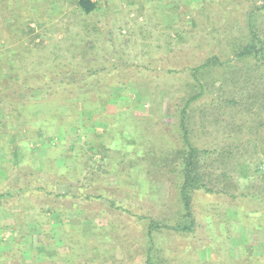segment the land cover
Segmentation results:
<instances>
[{
  "label": "trees",
  "instance_id": "trees-1",
  "mask_svg": "<svg viewBox=\"0 0 264 264\" xmlns=\"http://www.w3.org/2000/svg\"><path fill=\"white\" fill-rule=\"evenodd\" d=\"M8 1L0 0V30L8 28L7 30L12 34L9 40H14L13 45L20 48L12 52L14 62L0 59V105H3L2 120L5 121L4 126L0 128V137L3 135L0 143L12 146L14 138H20L15 144L16 150L11 147L18 160L16 177H18L19 184L0 188V206H6L11 198L19 196L25 202L22 206L23 211L27 206L28 208L32 207L30 205L36 201V204L44 205L40 208L39 213L44 212L45 214V212L53 211L54 208L49 206L51 202L59 201L66 205L65 201H68V203L78 206L76 203L81 200L90 203L98 201L104 206H108L110 213L118 211L121 215L133 218L134 223L137 224L136 237L132 234L133 225L128 226L123 224L124 222L117 224L116 220H110L105 227L92 228L91 235L87 236L80 228L77 229L75 235L66 236L68 240L66 248L69 253L63 256L62 264H204L192 257L182 263L177 255H165L164 248L158 244L166 236L173 234L182 237L197 235L200 237L198 241L200 244L194 249L201 251L202 247L207 246L204 241L208 239L210 242L215 239L214 243L217 245L228 244L227 239L232 223L236 222L234 224L236 227L239 224L242 225L247 216H250L252 220L260 219L261 221L264 219V206H262L264 194H261L260 190H256L253 194L231 193L227 169V166L231 165L232 169H238L240 176L247 177L244 158L249 153L248 148L257 151L259 148L257 149L256 144L260 143L262 145L260 149L264 150V37L258 33L254 22L257 16L256 12L264 6L256 7V1L249 12L248 8H245L243 12L240 11L243 20L240 19L241 17L236 20H233L232 16L227 18L231 29L228 34H224V38L227 40L232 54L225 55L223 53V56L222 53L220 55L207 53L183 72L177 69L169 70L170 73H185L187 75L186 85L183 89V96L178 101H173L171 105L174 113L172 121L160 125L161 122L157 121L165 118H163V114L157 116L155 112L148 117L136 116L129 112L130 103L128 101H111V96L107 95L111 88L117 86L126 88L124 83L114 81L118 72L121 75L122 68L115 64L106 67L105 64L97 63L99 59H97L96 52L90 56L86 54L88 51L90 52L93 45L96 48L94 40L81 39L82 51L80 53H84L86 49L85 55L67 54L68 56L61 58L57 50L51 51L53 52L52 58H50L51 66L46 67L42 72L34 71L35 73L25 75L20 81L22 72L16 65L17 58L24 55V50L30 52V46L34 45L35 49L33 48L32 51L43 47L45 41L44 39L36 41V37L38 38L40 35L35 33L36 26H32V20H35L37 26H42L40 20L34 19L40 18L41 15L38 14L40 8L26 7V10H23L28 3L23 0L24 5L21 12L19 10L17 13L10 14ZM73 1L81 15L87 18L99 9L98 3L93 0ZM197 1L196 6L199 5L203 13L211 15V17H214L211 7L217 6L224 12L229 3V0ZM261 1L264 3V0ZM141 4L143 3H139V6ZM242 4L243 2H238L234 9ZM180 9L181 5L175 4L174 8L170 10L171 15L178 14ZM155 11L160 12L161 9ZM23 13L28 17L23 18ZM1 15H4V18ZM181 15L183 14L180 13ZM10 17H13L15 21H7ZM191 18L194 19V16ZM239 22H245L242 24H245L243 30L246 33L242 37H238L232 32L233 27H239ZM181 23V30L177 32V35L182 42H186L184 38L186 32L183 29L186 19L180 18ZM106 27L109 28L108 23L96 24L91 32L87 30L86 33H92L91 35L104 39L108 37L106 45L111 43V47L116 46L114 32L107 31ZM240 31L242 33V28ZM65 40L61 38L59 43H63ZM170 50L174 51V49ZM248 59L254 61H249L251 66L243 65L238 70L234 69L236 61ZM232 67L233 69H230ZM218 69H223V72L220 73L222 85L231 83L235 87L240 85V90L244 86L242 91L249 89L245 96H242V100H235L233 90H230V96L225 97L226 93L222 91L224 86L219 88L221 94L209 97L207 85L215 81ZM226 71L231 74L230 79L226 78ZM9 79L19 81L20 85H11V82H8ZM251 86L252 90H250ZM86 90L88 91L86 92ZM67 98L77 100V104L74 103V105L78 110L74 114L79 115L80 111L86 126L94 122H101L102 119L108 122L114 121L113 124H109L103 134L95 132L93 136L87 135L88 142H82L80 147L87 146L91 158L99 156L100 165H104L102 161L110 157L111 150H120L123 157L121 162H117L115 165L110 162L107 169L111 171L105 170L118 176L120 178L118 182L110 183L104 180L105 183H96L97 179L92 176L87 186H81V175L91 160L89 158L81 165L77 145L73 146L70 159L66 160L64 166H58V159L62 158L63 150L56 149L58 147L54 143V146H50L49 153L44 158L40 169L36 168L30 160L25 159L24 152L28 151V148L27 150L24 148L27 143L25 138H32L35 141L39 136L52 137L55 133L57 134L60 126L65 129L64 133L71 134L73 119H77V116L66 114L65 111L73 105H67L65 102V108L60 107L59 110L55 108L54 114H48L53 110V106L58 100ZM120 105L122 108H119ZM228 106H231L235 111V113L232 112L230 118L227 112ZM236 107L238 108L234 110ZM241 107L248 111L255 108L253 122L257 130V140L254 145L248 148H245V142H242L238 132L234 131L232 121L238 113H241L239 109ZM45 109L49 110L44 112ZM2 122L1 125H3ZM33 122H35L34 129H32ZM214 123L218 126V134L222 131L219 127L222 126L224 129L223 137L217 141L214 140V144L209 142V144L206 142V145L200 144L204 137L207 138L212 134L209 128ZM10 124H16L21 132L14 133L11 126L8 127ZM93 139L100 142H93ZM20 151L23 153L21 154ZM7 172L10 182L12 168L8 167ZM91 175L95 176L92 173ZM141 179L148 180L150 184L151 192L145 194L149 197L147 201L140 200L141 206L134 209L136 207L133 205L130 207L117 200L120 193L127 197L128 192L124 190L127 186L136 190L138 187L135 184L140 183ZM69 182H74L75 189L80 193L58 191L59 186H66ZM161 183L168 184L167 196L159 194ZM256 187L254 186V188ZM263 189L261 190L264 191ZM133 195L137 197L135 194ZM29 196L31 199L27 198ZM138 197H142L140 192H138ZM247 205L251 209L247 210L250 208ZM230 207L236 209L237 221L232 222L229 219L227 209ZM157 208L159 212L154 211ZM86 217L84 216V219H88ZM35 223L39 230L44 224L40 221ZM7 230L16 231L15 228H7ZM238 230L239 228L235 232L237 233ZM24 234L23 232L20 235L21 238L24 237ZM116 234L118 235L116 236ZM213 234L216 235L215 238H213ZM41 235L48 241L49 234L42 232L39 236ZM82 245L88 247L87 254L80 253ZM188 248L194 251L193 248ZM216 252L217 250L214 251V248L211 250L213 259L209 263H230V261H222L221 258L219 260ZM180 253L179 251V255ZM241 254H243V261L248 263L251 257L246 256L244 251ZM55 264L57 263L55 262Z\"/></svg>",
  "mask_w": 264,
  "mask_h": 264
},
{
  "label": "rangeland",
  "instance_id": "rangeland-1",
  "mask_svg": "<svg viewBox=\"0 0 264 264\" xmlns=\"http://www.w3.org/2000/svg\"><path fill=\"white\" fill-rule=\"evenodd\" d=\"M93 1L98 3L99 9L91 17L87 18L82 16L77 10L73 0H26V2H28L26 5L28 6L25 5L23 10H26V7L40 8V11H38V14L41 15H39L40 18L34 19L40 20L42 26H37L35 20H32V26H36L37 30L35 33L40 35V37H36V41L39 42L40 39H44L45 42L43 47H39L35 51H32L35 49L33 47L34 45L30 46V52L24 50V55L17 58L18 61L16 62L18 63L16 65L22 72L19 80L22 81L25 75L27 76L35 73L34 71L42 72L46 67L48 68L51 66L50 58H52L53 54L51 51L57 50L61 58L68 56L67 54H73V56L77 53H79V55H85L86 49L84 53H80L82 51L81 39L83 40V38H85L88 41L94 40L96 41V48L95 45H93L90 52L88 51L86 54L90 56L96 52L97 59H99L97 63L105 64L106 67L115 64L122 68L121 75L120 72H118V76L114 81L124 83L126 88L122 86L111 88L107 94L111 96V101H128L130 103L129 112L136 116L148 117L155 112L157 116L158 114H163V118L165 117L164 119L158 120V118H156V120H158L157 122H161L160 125L172 121L174 113L171 105L173 101H178V99L183 96V89L186 85L187 75L185 73H170L169 70L177 69L183 72L187 67H190L196 61L202 59L207 53H211L212 55H220L222 53L223 56V53H225V55L232 54L231 49L227 45V40L224 38V34H228L231 29L227 23V18L232 16V19L236 20L241 17L240 19L243 20L240 11L243 12L245 8H248L249 12L256 1V7L264 6L261 0H229L227 9L224 10V12L217 6L211 7L210 9L214 15V17H211V15L204 14L199 5L196 6L198 4L197 0ZM141 2L143 4L140 6L142 7L139 6ZM238 2H243V4L234 9V6L238 4ZM175 4H180L181 9L178 14L171 15L170 10L174 8ZM7 5L10 14L17 13L19 10L21 12L24 1L9 0ZM191 6L193 7L191 8ZM160 9V12L155 11ZM185 12L187 14H184ZM188 12L192 13L190 14ZM180 13L183 15L180 16ZM256 14L257 16L254 21L256 30L264 37V8L258 10ZM192 15L194 19L191 18L193 17ZM1 16L3 17L4 15ZM27 17L28 15L23 13V18ZM180 18L186 19V25L183 23V29L186 32L184 35L186 42H182L177 35L182 25V23L180 24ZM7 21L14 22L15 20L13 17H10ZM102 23H108L109 28L107 29L106 27V30H112V32H114L116 46L113 45V47H111V43L106 45L108 37L104 39L103 37L99 38L98 36L91 35L92 33H86L87 30L91 32L94 25H101ZM242 23L239 22L242 33L240 31L241 28H232L233 34L238 37H242V35L246 33V31L243 30L245 24ZM7 29L8 28L0 30V59L12 60L14 62L15 59L12 52L13 50H18L20 47L13 45L15 42L14 40H9L12 34ZM61 38L66 40L63 43H59ZM29 39L27 38V40ZM170 49H174V51ZM249 61L254 62L249 59L236 61L234 69L238 70L243 67V65L245 67L251 66ZM230 69H233V67ZM216 71L215 81L212 83L210 81L211 84L207 85L209 97L221 94L222 92L219 88L224 86L222 85V78L220 77V73L223 72V69H218ZM225 75L227 79L231 78V74L227 71ZM8 82H11V85L14 86L17 84L20 85V82H17L15 79H9ZM243 87L240 90V85L235 87L230 83L225 84L223 87L224 90L222 91L226 93L225 97H227L230 96V90H233V97L235 100L240 101L242 100V96H245L249 91V89L247 91H242ZM250 90H252V86ZM87 91L88 90H86V92ZM65 102L67 105H73V107H69L65 111L66 114L70 113L75 117L77 116V119H73L71 134L67 135L64 133L65 129L60 126L57 130V134L55 133L52 137L46 138L39 136L35 141H33L32 138H25L24 140L29 143L28 145L26 143L24 147L25 150L28 148V151L24 152L25 159L30 160L36 168L40 169L44 158L49 153L48 150L50 146L52 147L57 144L55 145L58 147L56 149L63 150L62 158L58 159V166H64L66 160L68 158L70 159L73 146L77 145V153L79 154L81 165L87 162V159L90 158L91 160L85 172L81 175V186H87L92 176L94 179H97L96 183H105L104 180L110 183L118 182L120 180L118 176L113 172L110 173L105 170L111 171L107 169L110 162L114 163V165L115 163L117 164V162H121L123 157L120 150H111L110 157L102 161L104 165H100L98 161L100 158L99 156H95L93 159L89 154L90 152L87 150V146H85V148L80 147L82 142H88L87 135L91 134L93 136L95 132L103 134V132L108 129L109 124H113L114 121L108 122L102 119L101 122H94L87 126L84 125V119H82L80 111L79 115L74 114L78 110L74 105V103L77 102L74 98L58 100L57 103L54 104L53 110L48 114H54L55 108L58 110L60 107L65 108ZM200 102L203 103L202 101ZM2 107L3 105H0V128L5 124V121L2 120ZM119 108H122L121 105ZM237 108L238 107L234 110ZM239 109L241 113H238L234 120L232 119L234 131L238 132L239 136L242 138V142H245V148H248L254 145L257 140V130L253 122L255 119V113L253 112L255 108L251 111L245 110L243 107ZM48 110L49 109H45L44 112ZM227 112L229 118L232 112L235 113L231 106L227 107ZM227 120H229L228 117ZM1 122L3 125H1ZM34 123L35 122H33L32 129H34ZM214 125L211 124L209 128L212 134L207 138L204 137L200 144L206 145V142L207 144H214V140L217 141V139L223 137L222 132L224 129L222 126L219 127L222 131L218 134V126L215 123ZM9 126H11L14 133L18 131L21 132V129L16 127V124H10L8 127ZM2 138L3 135L0 137V140ZM19 140V137L16 139L14 138L12 146L2 144V142L0 143V147L4 150L1 152V154H3L2 164L6 165V171L8 167L12 168V172H10L12 175L10 182L6 175V181L3 182L2 185L0 183L1 189L7 188L12 184L14 186L19 184L18 177H16L18 174V160L16 159L15 151L11 149V147L14 149L17 148L15 144H17ZM92 141L96 143L100 142L97 139H93ZM256 146L257 149H259L253 151L252 148H248L249 153H247L244 158L246 161L245 172L247 173V177L240 176L238 169H232L233 166H227L229 171V191L231 193L238 194L246 192L253 194L256 190H260L262 192L261 194H264V191L261 190L264 188V150L260 149L262 146L260 143L256 144ZM22 153L23 152H21V154ZM218 172L220 173L221 171ZM91 173L95 174V176L91 175ZM124 180L126 181V179ZM135 185L138 187L136 190L131 189V187L129 188L128 185L124 189L128 192L127 197L120 193L117 200L128 204L130 207L133 205V207H136L134 209H137L138 206H141L140 200L145 202L147 198L149 199L145 194H149L151 190L148 180L145 179H141L140 183ZM75 186L76 184L74 182H69L66 186H59L58 191L76 194L78 192L80 193V191L75 189ZM167 186L168 184L165 183L160 184L159 194L161 196L168 195ZM254 186L257 187L254 188ZM138 192L142 194L141 198L138 197ZM27 198L31 199L30 196ZM20 199L19 196H15L14 199L11 198L7 202L6 206H4L7 210V214L1 211L3 210V206H0V216L3 217L1 212L4 213L3 219L0 220V264H55V262L57 264H62L63 256L69 253V250L66 248V243L68 242L66 236L69 234L73 236L79 228L86 236L91 235L92 228L105 227L109 224L110 220L118 221L117 224H122V222H124L123 224L128 226L133 225L134 231L132 234L134 237L137 236L135 235L137 234V224L134 223L133 218L121 215L118 211H111L112 213H110L108 206H104L98 201L90 203L81 200L76 203L78 206L72 205L68 203V201H65L66 205L59 201L51 202L49 206L54 208L53 211L40 214V208L44 205L36 204L37 202L34 201L33 205L28 203V205L32 207L28 208L27 206L26 210L23 211L22 206L25 202ZM49 200H52V198H49ZM262 206H264V204ZM247 207L250 206L247 205ZM158 208L156 209L157 211L155 209L154 211L159 212ZM248 209H251V207L247 208V210ZM227 211L229 212V219H231L232 222L238 220L235 208L230 207ZM84 216H87L86 218L88 219H84ZM262 220H252L250 216H247L246 219L243 220L244 224L242 223V225L239 224L236 227L234 226L236 222L232 223L227 239L229 245L226 244L228 246H226L225 243L222 244L223 246L217 245L214 243L215 239L211 242L210 239H208L204 241V244L207 246L202 247L201 251H196L194 248L200 244L198 242L200 240L199 236L182 237L174 234L172 236H166L158 245H162L165 250V255H177L182 263L192 257V259L201 261L204 264H211L209 263V261L213 259L211 250L214 248V251L217 250L216 256L219 257V260L221 258L222 261H230L229 264H264V219ZM36 221L44 223L40 230L35 223ZM7 228H15L16 231L11 232L7 230ZM238 228L239 230L236 233L235 231ZM41 231L49 234V239L51 240H45V238L42 237L43 234L39 236L42 233ZM23 232L25 234L24 237L21 238L20 235ZM117 235L118 234H116V236ZM215 237L216 235L213 234V238ZM223 238L225 240V236ZM111 245L110 243V246ZM188 247L193 248L194 251H192V249L189 250ZM179 251L181 252L180 255ZM243 251L246 256L249 255L251 257L248 263L247 261H243V254H241ZM80 253L87 254L88 247L82 245L80 247Z\"/></svg>",
  "mask_w": 264,
  "mask_h": 264
},
{
  "label": "crops",
  "instance_id": "crops-1",
  "mask_svg": "<svg viewBox=\"0 0 264 264\" xmlns=\"http://www.w3.org/2000/svg\"><path fill=\"white\" fill-rule=\"evenodd\" d=\"M2 151H4V150L2 147H0V166H1L0 167V183L5 182L6 181L5 180L6 175L8 176V172L5 170L6 165L2 164V156H3V154H1ZM2 167H3V169H2ZM1 211H4V213L7 214V210L4 207H3V210H1ZM4 213L1 212L3 217H4V215H3ZM8 214H10V213H8ZM3 217L0 216V220H2Z\"/></svg>",
  "mask_w": 264,
  "mask_h": 264
}]
</instances>
